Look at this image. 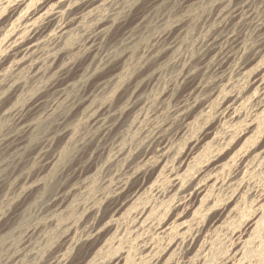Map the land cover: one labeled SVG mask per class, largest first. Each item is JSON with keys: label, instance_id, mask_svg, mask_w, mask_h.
Wrapping results in <instances>:
<instances>
[{"label": "rangeland", "instance_id": "obj_1", "mask_svg": "<svg viewBox=\"0 0 264 264\" xmlns=\"http://www.w3.org/2000/svg\"><path fill=\"white\" fill-rule=\"evenodd\" d=\"M84 1L0 0V147L16 112L39 106L23 144L0 149V264H264V50L243 66L264 0L223 72L201 74L213 90L184 122L179 78L238 0ZM46 25L25 56L28 30ZM171 29V48L150 58ZM156 128L169 153L155 168ZM178 174L215 178L181 205Z\"/></svg>", "mask_w": 264, "mask_h": 264}, {"label": "bare ground", "instance_id": "obj_2", "mask_svg": "<svg viewBox=\"0 0 264 264\" xmlns=\"http://www.w3.org/2000/svg\"><path fill=\"white\" fill-rule=\"evenodd\" d=\"M96 1H98V0H85L82 3V7H89L91 4L95 3ZM155 2H153V3H155ZM253 3H254V0H238L229 9H224V10L219 11V13L217 14L218 25L216 27L215 34L212 35L209 39H207L204 42L198 59L195 60L193 63H191L188 67H186L185 70L183 71V73L181 74V76L179 78V83L181 85H184V87H185L184 92L187 94V98L179 103L180 106L178 107L177 113H179V116L181 117L183 122L187 120V118L190 116L189 115L190 111L194 110V108H196L197 105H198V107L203 105V103L205 102V100L207 98V95L209 93H211V91L213 90V89L205 88L201 85V83L199 81L201 74L204 71H206V72L209 71L213 75H220L223 72V70L227 67L230 59L234 55H236L237 52L239 51V47H238L239 46V43H238L239 39H238V35L236 33V28L239 27L246 19H249L253 16V14H252ZM61 13L62 12L57 11L55 13V15H60ZM47 30H48L47 25L43 26L42 28H37V29L31 28L30 30H28V45H27L26 49L24 50L25 56L30 55L31 59L33 57H35V54H34L35 52H33V49L38 48L39 43H38L37 37L41 33H45ZM61 30L63 31L64 27ZM62 31H60L61 32L60 37L65 34V32H62ZM256 32L258 33L257 43L253 47L250 48V50H249V52H248V54L245 57V60L243 62V66H245L248 62L254 60L258 56V54L264 50V18L256 23ZM1 46H2V44H1ZM171 46H172V29L163 34L162 39L160 40V42L158 44V47L154 51H152L150 58L160 55L162 52H165V51H167V49H170ZM243 53H245V52H243ZM108 59H110V58H108ZM70 67H65L63 69H60L56 78H54L51 82H49V84L45 87L48 95H51V94L55 95L56 93L61 92V89L67 83L66 77H67V74L69 72ZM213 82H214V80H213ZM259 86H260V84H259ZM262 86H263V88H261V89H263V91H264V81L262 82ZM258 94H259V92H258ZM89 98H91V97H89ZM87 101H88L87 95L82 93L77 99H75L73 101L72 107H73V109H76L77 111H79L80 108H82ZM140 102H141L140 98H137V100L135 102H133V104H131V106H132L131 108L138 107L140 105ZM38 108H39L38 105L36 106V104H33V105L26 106L24 108H21L20 110H18L16 112V114H15L16 131L10 137H7L6 139H4L3 142L1 141L2 145H1L0 149L2 151H13L14 149H18L23 144V142L25 140V135L27 134V131L29 130L30 118L32 115H34L37 112ZM3 109H4V107H3ZM121 117H122V115H121ZM105 129L108 130L110 128H109V126H107ZM166 132L167 131H163L161 129L156 128V130L152 133L151 137L148 139V141L145 145V148H146V150L154 153V157H153L154 159L153 158L149 159L150 161L149 160L147 161L146 166L148 165L149 167L153 166L156 168L168 156V153H169L168 152V143H169V141H168V143L166 142ZM49 146H51V145H49ZM152 160H154V161H152ZM182 175L185 176L187 174H185V175L182 174ZM187 176H190V175H187ZM214 178L208 177V178H204V179H198L197 175H195V176L193 175V176L184 178L178 174L174 178H172L173 183L171 182L172 183L171 188L176 189L177 192H179V194H178L179 204H181V205L186 204L187 205L193 201V199L195 198V196L197 195L198 192H204V190H206L204 188ZM186 183H187V187H185ZM214 185H215V183H214ZM213 187H215V186H213ZM208 188L209 187H207V189ZM59 202H60V200H59ZM204 248H206V247H204ZM119 260H120V258H119ZM119 260H118V263H119Z\"/></svg>", "mask_w": 264, "mask_h": 264}]
</instances>
